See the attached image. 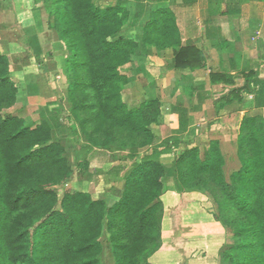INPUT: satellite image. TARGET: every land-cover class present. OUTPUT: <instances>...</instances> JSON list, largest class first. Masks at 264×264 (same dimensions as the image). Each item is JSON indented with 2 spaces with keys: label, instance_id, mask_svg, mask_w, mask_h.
Returning <instances> with one entry per match:
<instances>
[{
  "label": "trees",
  "instance_id": "trees-1",
  "mask_svg": "<svg viewBox=\"0 0 264 264\" xmlns=\"http://www.w3.org/2000/svg\"><path fill=\"white\" fill-rule=\"evenodd\" d=\"M41 1L66 53L68 83L60 102L70 104L66 122L71 135L84 136L90 148L119 152L118 160L135 164L125 175L122 198L112 205L73 189L61 197L58 188L75 175L64 141L54 135L63 129L62 119L47 111L40 123L28 125L10 111L20 90L11 78L10 58L0 48V264H103L106 246L114 264H151L163 246V196L169 184L179 194L199 192L211 202L229 239L220 264H264V118L243 120L236 144L238 168L229 170L224 148L214 139L206 148L187 144L167 170L160 159L176 153L180 142L154 146L151 128L165 113L163 102L152 97L130 104L127 99L130 78L124 70L141 46L172 49V68L179 72L205 67L201 49L183 41L169 2ZM145 5L158 8L140 21ZM32 35L34 54L40 57L43 48ZM220 76L213 74L212 82ZM252 80L249 73L242 87L218 99L217 111L241 102ZM87 163H80L81 170Z\"/></svg>",
  "mask_w": 264,
  "mask_h": 264
},
{
  "label": "crops",
  "instance_id": "crops-1",
  "mask_svg": "<svg viewBox=\"0 0 264 264\" xmlns=\"http://www.w3.org/2000/svg\"><path fill=\"white\" fill-rule=\"evenodd\" d=\"M167 1L177 15L183 41L201 49L205 67L179 72L172 68V49L158 52L141 46L139 56L124 70L130 78L128 89L135 100L154 97L167 105L160 123L151 128L155 135L154 146L179 141L176 151L179 153L189 143L206 148L216 139L224 149L231 150V156L235 155L233 159L238 164L236 144L243 120L264 118V0ZM49 52L46 56H50ZM152 57L167 59L164 73L153 74L143 66V60L148 61V67L152 66ZM60 59L65 63L63 53ZM57 60L53 54L51 62L57 64ZM249 73L253 74L254 81L250 91L243 93V100L217 111L216 101L242 87ZM213 74L222 75L218 78L220 81L213 83ZM176 153L163 155L161 162L173 164ZM105 154L100 151L94 157ZM120 175L116 170L111 179L117 180ZM173 186L169 184L163 196L166 214L163 246L151 259L152 264H220L219 255L229 244V239L212 213L211 202L199 192H168ZM123 188L111 187L112 195L103 197L118 196L117 202L123 196ZM169 211L177 217L167 218Z\"/></svg>",
  "mask_w": 264,
  "mask_h": 264
},
{
  "label": "rangeland",
  "instance_id": "rangeland-1",
  "mask_svg": "<svg viewBox=\"0 0 264 264\" xmlns=\"http://www.w3.org/2000/svg\"><path fill=\"white\" fill-rule=\"evenodd\" d=\"M1 1L0 48L2 52L10 58L11 78L20 90L18 104L10 109V111L26 118L28 125L40 123V120L45 119L44 115H47V111H54L55 115L58 114L60 119H62L61 123H63V129L54 131V135L57 140L61 139L64 141V145L67 147L66 158L70 163H72L73 170L75 171L72 181L63 188H58L59 195L62 197L64 192L70 189L83 192L91 191L90 193L97 198H104L108 202L111 201L109 204L112 205L116 202L118 196L114 195L112 199L110 197L107 199L103 196L105 194L107 196L112 195V191L110 190L111 187H120V190L124 187L125 175L131 169L132 165L134 166L135 161L130 163V160L125 162L118 160L122 157V154L119 152L106 153L104 156L94 157L96 153L100 152L94 150V148H90L84 136L79 135L75 137L71 135L70 124L66 122L70 104L68 101H65V103L60 102L62 97L65 98V90L68 83L66 64L62 59H60L61 54L63 53L65 57L66 53H64V48H62L61 44H59L58 34L49 26L51 19L48 11L43 5V1ZM116 2H118V0H99V3L102 5L110 3L114 4ZM164 3H167V1ZM147 5L144 6L145 14H141L140 21H143V18H149L151 12H154L156 8H158L156 5ZM132 7V13L135 14L136 11L139 10V7H137V5ZM138 24L140 25L141 23L138 22ZM28 32L31 33L29 38ZM32 34H36L38 36L37 38L39 44L44 50L40 57H36L34 54L36 50L35 47L37 46H35L36 39ZM134 38L138 39L137 33L134 34ZM138 40H140V38ZM48 50L50 51L48 54L50 56H46L45 54ZM144 53L146 54L145 51ZM53 54H55L56 59L58 58L57 64H53L51 62ZM145 54L143 56H145ZM166 56L170 57L168 54H166ZM152 58V62H154L152 63V66L148 67L149 63L146 60L142 61L143 66L147 67L153 74L162 71L164 73L167 70L166 65L164 64L167 59L163 61L162 58L158 59L157 57V60L156 57ZM42 76H44V78ZM31 94L34 95L32 96ZM127 99L130 104H138L147 98H143L141 101L135 100V97H133L131 92H129ZM164 106V110L166 112L167 105L164 104ZM62 107H64V110ZM232 148L234 149V145H232ZM224 151L228 155L226 156L229 158V170L231 171L232 168L237 167L239 163L237 164V162L233 159L235 157L234 154L231 156V150L229 151L224 149ZM180 152L176 153L175 158L180 154ZM115 157L117 158L115 159ZM89 159H91V161ZM102 159L103 161L101 162ZM85 161H88L89 165ZM80 163H87V166L81 170L79 167V165H81ZM172 165L173 164H171L170 161H164V166L167 170L171 169ZM125 169L126 172L124 174ZM116 170L119 175H122L117 176V180H113L111 179L113 177L112 174ZM87 182L90 184H87ZM168 192L177 194L176 188L170 189ZM210 210H212V208H210ZM177 213L180 214V211ZM176 215V213L171 214L169 211L167 212L166 217H177ZM221 225L227 233V230L222 222ZM103 264H114L110 249L107 246L105 247Z\"/></svg>",
  "mask_w": 264,
  "mask_h": 264
}]
</instances>
